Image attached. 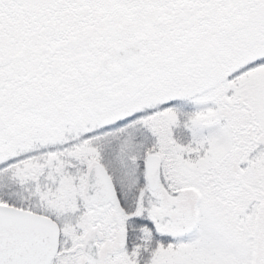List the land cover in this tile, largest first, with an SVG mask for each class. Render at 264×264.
Here are the masks:
<instances>
[{"label": "snow or ice", "instance_id": "obj_1", "mask_svg": "<svg viewBox=\"0 0 264 264\" xmlns=\"http://www.w3.org/2000/svg\"><path fill=\"white\" fill-rule=\"evenodd\" d=\"M0 264H264V0H0Z\"/></svg>", "mask_w": 264, "mask_h": 264}]
</instances>
